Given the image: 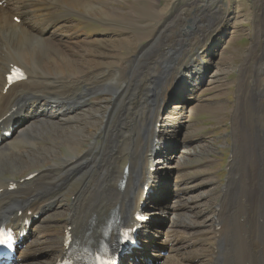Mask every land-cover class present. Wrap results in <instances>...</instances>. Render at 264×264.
<instances>
[{"label": "bare ground", "instance_id": "obj_1", "mask_svg": "<svg viewBox=\"0 0 264 264\" xmlns=\"http://www.w3.org/2000/svg\"><path fill=\"white\" fill-rule=\"evenodd\" d=\"M0 1L5 3L0 6V133L7 131L9 125H17L13 136L0 143V220L22 229L26 219H31L32 214L43 212L44 207L48 206L46 202L50 199L47 198L49 193L55 195L72 179L81 176L79 180H82L93 171L92 180L81 185V189L76 193L73 216L76 214L79 216L71 217L68 221L71 233L83 235L88 232L94 237L98 233L100 224L114 207L122 214L121 223L129 227L135 225V216L143 204L149 203L145 213L152 217L160 215L159 211L163 209L167 212L168 208L164 207L158 198L150 195L145 198L144 194L147 187L158 191V196L165 190L166 179L171 174L169 168L174 154L168 149L167 139L161 136L169 124L172 127L171 132H174L172 136H175V132L181 126H178L171 116L179 114L178 117L183 118L185 110L189 108L187 102L189 98L185 95L187 96L188 93L190 97L197 96L199 87L204 83L205 74L199 71L191 78L192 72H190L184 77V74L179 72L180 67H177L178 62L175 64L173 58L168 60L162 58L173 50V43L170 38L163 45L159 43L158 34L154 37L157 31L154 27L157 25L142 23L135 17L122 18L114 10L99 11V7L93 5L92 0ZM157 3L158 0L149 1L153 13L158 14L161 19L163 14L153 6ZM76 6L88 9V16L87 13L85 14L87 20L96 21L92 17L94 13L107 16L108 19L104 18L101 21L103 28L114 31L117 25L124 24L127 30L123 29L121 35L136 29L138 38L148 41L149 46L143 53L141 46H135L130 53L131 62H138L139 57L142 59L145 56L138 74L128 77L130 66L121 62L118 66L97 67L103 57L102 48L97 44L100 35L96 34L95 38L90 39L84 38V32L70 24L71 16H75L73 12ZM58 9L60 12H57ZM263 11L256 17L258 21L254 22L256 24L254 28L252 27L253 44L241 67L242 76L237 79L241 85L238 91L242 92L244 80L248 82L243 90L248 94V102L258 104L263 110L255 112V117L261 123L259 126L244 123L252 134L251 145L246 149L247 159L252 156L256 164L247 167V170L241 169L243 172L236 186H233V180L229 177V182L217 205L218 211L213 212L212 219L215 220V224L212 232L208 233L210 226L182 221L186 226H178L180 237L175 238L172 245L164 247V250L176 251L172 254L173 264H184L178 257L181 253L180 249L183 248L180 246L184 243L182 238L190 244L194 240L195 258L198 259L199 264H206L204 262L208 257L204 252L207 247L204 241L206 235H212L213 240L207 264H264ZM80 13L84 14L83 12L77 14ZM15 17L20 18L19 23L14 21ZM196 18H199V15ZM199 28L196 26V31L200 30ZM107 33L115 35L109 31L103 34ZM198 35L199 32L194 33L190 43L180 42V49L183 48L182 56L187 52L188 44H191ZM134 37V33L127 35V38L119 41V46L129 47ZM90 40L92 44L88 45L87 42ZM153 52L156 53L155 56L150 57ZM83 60L96 65L91 70H87ZM15 66L25 70L27 79L14 84L5 92L8 84L7 75ZM100 90L101 93L113 92L117 100L126 97L117 122L104 128L107 134L100 150L96 140V143L91 142L88 155L85 150L83 153L65 157L67 159L62 164L55 163L61 166L58 174L52 172L55 166H48L43 168L44 171L36 167L17 182L13 178L2 177L4 166H9L10 169L18 166L24 155L30 156L32 148L33 151H40L39 148L44 143L41 133L45 129L50 130L48 123L58 127L62 122H67L69 123L67 128L79 127L73 126L74 121L69 117L86 107L85 103L90 101V95ZM175 99H178L182 105L176 104L171 110L170 102ZM153 101L156 103L154 112L150 109ZM196 107L198 106L189 109L193 110ZM27 109L31 113H39L38 118H40L20 121L18 115ZM29 133H31L30 137H28ZM238 150L236 154H240ZM160 154L162 155L158 161L159 167L153 171V161ZM33 173H36L35 177L26 179ZM207 180L200 181V184L212 182ZM72 182L73 180L69 185ZM14 186L15 189L11 190ZM177 186H180V183ZM189 205L185 201L178 208L186 209ZM29 212L32 214L30 215ZM157 223L150 222L139 234L141 241L146 244L136 254L140 264H145V260L153 262L161 258L159 250L154 251L150 256L148 253L150 243L156 239V236H160L159 228L162 224ZM194 229H197L195 234H193ZM36 232L38 226L33 222L28 238L35 236V240L30 243L25 241L26 246L18 257L19 264H39L41 259L39 252L45 253L43 249L46 250L47 245L50 260L46 264H56L58 255L65 249V234L63 233L61 237L59 235L52 237L53 234H49L44 243H38L40 237ZM198 247H203L202 252H199ZM135 263L137 261L134 259L132 264ZM192 264L196 263L192 262Z\"/></svg>", "mask_w": 264, "mask_h": 264}, {"label": "rangeland", "instance_id": "obj_2", "mask_svg": "<svg viewBox=\"0 0 264 264\" xmlns=\"http://www.w3.org/2000/svg\"><path fill=\"white\" fill-rule=\"evenodd\" d=\"M149 1L92 0V4L98 6L99 11L114 10L122 18L135 17L142 23L157 25L154 27L157 29L154 37L158 34L157 40L159 39V43L163 45L164 42H168L167 39L169 38L173 43V50L162 58L164 60L173 58V61H176L175 64L178 62L177 67H180L179 72H182L184 77L188 76L190 72H192L190 73L191 78L199 71L205 74L204 83L199 87L197 96H193V98L188 93H186L187 96L185 95L189 98L187 100L189 108L196 105L198 107L193 110L187 108L182 119L178 117L179 114L171 116L175 119L177 125L181 127L175 132V136H172L174 132H171L172 127L169 124L161 136L167 139L166 143L173 152L174 158L172 164H170L171 174L166 179L165 190L162 191V194H159L161 204L169 209H167V212L164 209V211H159L160 215L154 221L162 224L156 245L160 246L163 243L170 246L175 238L180 237L178 226H186L185 223L183 225L182 221L210 226L208 233L212 232L215 224V220L212 219L213 212L218 211L217 205L222 196V189L228 184V174L233 180V186H236L239 182V176L243 172L242 170H247V167L256 164V160L252 156H250V160V157L247 159L246 149L251 145L252 134L244 123H249L250 126H254V124L259 126L261 123L255 117V112H262L263 110L258 104L248 102V94L246 91L243 92L248 82L244 80L242 92L238 91L241 85L237 82V79L242 76L241 67L253 44V28L256 24L254 22L258 21L256 17L264 10V0H158V3L153 4V6L163 14L161 19L158 14L153 13V7L149 4ZM57 12H60V10L58 9ZM79 12L84 14H77ZM87 12V8L76 6L73 12L75 16H71L69 22L84 32V38L90 39L95 38L96 34L100 35L97 44L102 48L103 57L97 67L118 66V63L121 62L130 66L128 77L138 74L145 61V56L142 59L139 57L138 62H131L129 61L130 53L135 46H141V52L143 53L144 49L149 46L148 41L140 40L136 29L133 32L121 35L120 32L127 30L124 24L117 25L114 31L103 28L101 21L104 18L108 19V17L102 13H94L95 15L92 17L96 21L87 20ZM198 15L199 18H196ZM196 26L200 27V30L196 31ZM101 28L104 30L102 31ZM107 31L113 32L115 35L111 33L103 34ZM180 31L186 32L179 33ZM196 32H199V35L191 44H188L187 52L182 56L183 48L180 49V42L187 41L190 43V38ZM131 33L135 34L134 39H131L133 43L129 47L121 48L119 41L127 38V35ZM87 44H92L91 40ZM173 51L177 53L174 54ZM155 54L153 52L149 56L154 57ZM83 62H85V66H83L87 70H91L96 65L86 60H83ZM124 84H126L125 81ZM124 98L126 99V97H121L117 100L115 94L111 91L102 93L101 90L96 91L94 95H90V101L85 103L86 107L69 117L74 121L73 126L79 127L67 128L69 124L67 122H62L58 127L48 123L50 130L45 129L41 133L44 143L40 146V151H33L32 148V152L29 153L30 156L24 155L18 166L11 169L9 166H4L5 171L2 177L21 179L27 173L34 171L36 167L42 168V171L43 168L48 166H55L52 172L58 174L61 166L55 163L62 164L67 159L65 157L75 155V153H83L85 150L88 155L90 153V143L95 142V140L99 149L103 146L107 134V130H104V128H108L117 122V117H119L118 115L125 102ZM176 104L182 105L178 99H175L170 102L169 109L172 110V107ZM155 105L154 101L150 104V109L153 112ZM9 114L12 115L11 112ZM30 136L31 133L28 134V137ZM237 150L240 154H236ZM159 160L160 157L154 159L155 168H158ZM167 165L169 166V164ZM228 168H230V172H228ZM93 176L94 171L82 180H79L81 176H78L76 179H72L71 185L69 184L72 180L55 195L50 193L47 195V198L50 197L46 202L49 204V208L37 224L38 232H36V235L40 237L38 243H44L49 234H53L52 237L62 236L69 219L75 213L73 206L74 201H76V193L81 189V185L90 182ZM205 180L212 182L210 184H200V181ZM176 182L177 185L180 183L177 188ZM177 189H180L179 191L183 195L180 192L177 194ZM178 198L180 200L177 202ZM185 201L190 204L189 207L179 209L178 207L184 204ZM175 205L176 207H174ZM35 221H38V218ZM195 232H197V229H194L193 234ZM165 239L166 241H164ZM204 239L207 246L204 252L208 256L204 259V262L207 264L212 251V235H206ZM33 240H35V236H31L28 243ZM182 240L184 243L180 246L183 248L180 249L181 253L178 254L180 260L184 264H192V262L199 264L200 262L195 258L196 245H194V240L192 244L184 238ZM46 247V250L43 249L45 253L39 252L41 258L39 264H46L50 260L48 245ZM198 248H200L199 252H202L203 247ZM168 250L172 254L176 253L175 250ZM172 254L167 256L168 259L161 257L158 260L155 259L153 263L173 264Z\"/></svg>", "mask_w": 264, "mask_h": 264}, {"label": "snow or ice", "instance_id": "obj_3", "mask_svg": "<svg viewBox=\"0 0 264 264\" xmlns=\"http://www.w3.org/2000/svg\"><path fill=\"white\" fill-rule=\"evenodd\" d=\"M0 242H2V241H0ZM102 264H103V262H102Z\"/></svg>", "mask_w": 264, "mask_h": 264}]
</instances>
